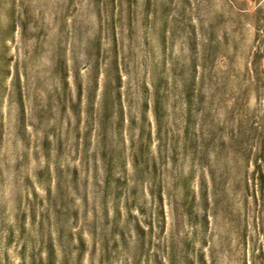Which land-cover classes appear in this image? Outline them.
Masks as SVG:
<instances>
[{"label": "rangeland", "instance_id": "obj_1", "mask_svg": "<svg viewBox=\"0 0 264 264\" xmlns=\"http://www.w3.org/2000/svg\"><path fill=\"white\" fill-rule=\"evenodd\" d=\"M0 264H264V0H0Z\"/></svg>", "mask_w": 264, "mask_h": 264}]
</instances>
